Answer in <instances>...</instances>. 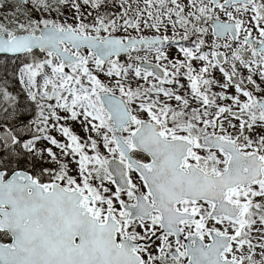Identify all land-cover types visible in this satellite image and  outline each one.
Wrapping results in <instances>:
<instances>
[{"label": "snow or ice", "instance_id": "snow-or-ice-1", "mask_svg": "<svg viewBox=\"0 0 264 264\" xmlns=\"http://www.w3.org/2000/svg\"><path fill=\"white\" fill-rule=\"evenodd\" d=\"M0 264H264V0H0Z\"/></svg>", "mask_w": 264, "mask_h": 264}]
</instances>
